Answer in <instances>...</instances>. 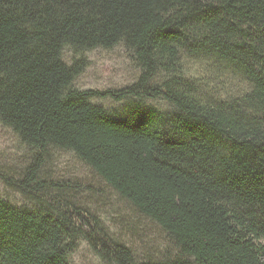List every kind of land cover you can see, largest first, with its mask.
<instances>
[{
	"label": "trees",
	"instance_id": "1",
	"mask_svg": "<svg viewBox=\"0 0 264 264\" xmlns=\"http://www.w3.org/2000/svg\"><path fill=\"white\" fill-rule=\"evenodd\" d=\"M119 44L140 68L135 83L72 87L85 64L66 65L65 47ZM223 73L246 89L213 96L227 87ZM95 97L169 110L117 115ZM0 124L34 152L22 179L0 178L43 206L0 199V264H69L80 241L105 264H264V0H0ZM51 148L156 224L176 255L136 260L95 215L48 194L39 175Z\"/></svg>",
	"mask_w": 264,
	"mask_h": 264
},
{
	"label": "rangeland",
	"instance_id": "2",
	"mask_svg": "<svg viewBox=\"0 0 264 264\" xmlns=\"http://www.w3.org/2000/svg\"><path fill=\"white\" fill-rule=\"evenodd\" d=\"M77 60H83L85 64L83 72L72 83V87L79 90L118 91L135 83L141 72L132 52L123 44L109 50L98 48L77 54L65 47L62 61L69 66ZM184 62L191 75L215 86L211 82H214L216 75L208 71L204 64L190 60ZM220 77L227 87L218 89L220 93H213V96L236 94L246 89V85L231 74L223 73ZM91 102L117 115L121 114L124 107L151 108L161 112L169 110L163 100L131 98L115 101L109 97H95ZM33 155L34 152L23 145L9 128L0 124V175L13 181L22 179ZM39 178L51 184L48 194L63 196L73 205L95 215L115 240L130 248L136 260H163L176 255L173 242L156 224L137 213L72 153L48 149ZM0 199L19 209L43 208L38 202L7 186L1 178ZM69 264L105 263L96 257L84 241H80L70 256Z\"/></svg>",
	"mask_w": 264,
	"mask_h": 264
}]
</instances>
